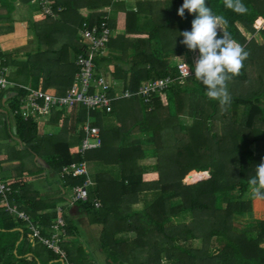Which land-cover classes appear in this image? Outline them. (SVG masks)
Listing matches in <instances>:
<instances>
[{
    "label": "trees",
    "instance_id": "trees-1",
    "mask_svg": "<svg viewBox=\"0 0 264 264\" xmlns=\"http://www.w3.org/2000/svg\"><path fill=\"white\" fill-rule=\"evenodd\" d=\"M15 1L0 0V12L11 13ZM46 1L52 14L43 13L45 19L41 25L32 22L39 40L46 32L48 37L63 29L70 34L81 29L83 21L99 24L103 7L124 13V28L117 34L116 21L106 20L113 31L106 48L108 53L94 60L97 74L107 72L111 81L119 82L123 88L134 92L143 81L167 75L176 77L174 58L177 56L185 55L192 66V51L181 43V32L191 30L195 14L185 10L184 18L178 15L184 0ZM242 2L248 8L245 14L226 8L224 0H206L215 15L226 19L224 30L249 53L239 74L227 81L230 103L224 107L207 97L200 81L187 76L183 85L177 80L164 92L153 94L148 102L135 95L117 99L109 112L87 110L82 105L53 109L45 122L58 128L53 135L40 133L34 117L26 120L19 114L13 117L14 126L8 130L7 137L15 139L20 148L34 156H41L57 174L62 165L71 161L85 160L102 169L93 173L90 166L93 185L88 199L73 204L68 201L66 206L84 211L89 222L99 226V245L111 262L264 264V219L252 215L248 185L256 165L264 159V29L261 26L264 0ZM80 7L90 10L87 17L77 14ZM8 20L0 18V21ZM256 34L261 41L255 38ZM61 48L44 56L54 57L63 66H72L69 88L77 70L75 59L82 52L80 38L78 43L68 41ZM42 55L36 53L32 60L41 61ZM10 59L0 49V64L9 66ZM55 75L51 72L45 84ZM7 78L13 77L7 75ZM6 91L10 96L7 110L11 113L26 90L13 87ZM181 116L188 117L190 123H182ZM87 117H92L90 123L100 128L102 142L81 156L76 148ZM111 117L115 118V124L106 122ZM10 149L14 151L12 156ZM21 153L9 143H0V154L4 155L3 161L0 159V173L5 168L17 167H5L2 163L20 162ZM148 157H154L155 162L142 165L140 161ZM19 166L24 164L20 162ZM154 171L158 174L156 179L144 178L145 173ZM205 171L209 172L207 179H204ZM11 178H2L12 189L7 200L24 210L31 222L40 226L42 235H49L54 220L63 217L65 235L59 245L66 256L60 257L38 241L27 222L11 215L0 203V264H45L39 257L41 254L47 260L58 262L59 259L62 264H83L82 248L72 249L71 242L66 240L74 228L64 215V208L58 211L56 200L38 199L36 192H31L29 175L22 176L20 171ZM59 178L64 192V183L70 188L81 184L85 176ZM183 178L203 180L187 184ZM95 198L101 203L98 208L93 204ZM139 201L141 206L135 207ZM39 209L48 211L39 213Z\"/></svg>",
    "mask_w": 264,
    "mask_h": 264
},
{
    "label": "built area",
    "instance_id": "built-area-1",
    "mask_svg": "<svg viewBox=\"0 0 264 264\" xmlns=\"http://www.w3.org/2000/svg\"><path fill=\"white\" fill-rule=\"evenodd\" d=\"M41 9L46 14H52L51 7L46 0H38ZM107 16H102V21L99 24H88V21H83L80 29L81 53L75 59L77 70L74 74V79L62 94L56 93L51 89H37L31 86H24L13 83L7 78V66L0 64V100L3 92L9 88L18 87L26 90L23 96L18 99V106L11 111V116L20 115L24 120L34 117L37 120L38 131L43 132V125L47 121L53 109H63L72 106L82 105L87 110H112L113 102L120 98H127L133 95L137 96L142 102L150 101L155 93H162L169 88L175 81L181 80L187 76H182L188 71L191 66L188 61H179L174 58V63L178 74L176 77L164 76L153 80L143 81L138 88L132 92L128 88H123L122 84L111 81L108 78L107 72L96 73L94 60L98 56L106 55V48L110 38L113 36L112 29L107 25ZM263 26V25H262ZM14 92V91H13ZM46 116V117H45ZM92 117H87L82 124L81 129L83 136L81 137L76 148L77 153L81 156L88 150L96 149L101 145L100 128L97 125H92ZM41 125V126H40ZM59 175L61 177H79L85 176L81 184H76L70 187L71 196L69 204L76 201H86L88 199L89 187L92 185V180L89 177V169L87 161L79 162L71 161L62 165ZM12 189L2 182L0 175V194L3 196L1 203L4 204L6 210L17 218L26 221L32 235L42 244L52 249L60 257L66 256L65 251L60 247L59 242L63 235L64 219L58 216L51 224V232L49 235H42L40 226L32 223L29 215L18 208L17 204L7 200V194ZM95 208L101 206L100 201L93 199ZM60 208H58V211ZM65 264H70L65 262Z\"/></svg>",
    "mask_w": 264,
    "mask_h": 264
},
{
    "label": "crops",
    "instance_id": "crops-1",
    "mask_svg": "<svg viewBox=\"0 0 264 264\" xmlns=\"http://www.w3.org/2000/svg\"><path fill=\"white\" fill-rule=\"evenodd\" d=\"M39 5V4H38ZM38 5L36 6H30L28 5L27 7L25 6L22 9H25L26 11L23 14H18L15 10L16 8L20 9L18 7V5H16L15 9L9 13V16L7 18H10V20L6 21H0V49L3 52H7L8 55L10 56V65L7 66V75H11V77H13L12 79H9L10 81H12L13 83H17L20 85H24V86H31L33 88H37V89H51L54 90L56 93H63L64 91H66V88H68V83H69V76H72V66H63V64H59L56 59L54 57H49L47 58V55L44 56V53H50V54H54L57 49L61 50L62 46H64V44H66L68 41L70 42H79V38L80 35H77V30L76 31H70V34H67V37H65V34H59L58 30L57 32H52V35L48 37V35H41V39H38V35L36 34V31L33 27L34 23H36L35 25H41L44 22L45 16L44 14L41 12L42 9L39 10ZM104 8L106 9V7H103L102 9V16H107V20H115L117 25H118V21L121 20V13H123L122 11H114V10H105L106 13H104L105 11ZM16 12V13H15ZM90 10L87 9L86 7H80L78 8L77 14L80 17H85V15L83 16V13H86L87 16L89 15ZM18 14V15H17ZM75 14H73L74 16ZM1 16V15H0ZM6 16V15H5ZM86 16V17H87ZM0 18H4L0 17ZM6 18V17H5ZM12 18V19H11ZM72 19V16H71ZM34 22V23H32ZM4 25V26H2ZM37 25V26H38ZM116 25V27H117ZM115 27V28H116ZM80 28V27H79ZM78 28V29H79ZM118 28H120L118 26ZM120 29H123L120 28ZM4 32V33H3ZM16 35H21V38H19ZM21 39V40H20ZM20 40V41H19ZM28 48L27 50H25V48ZM17 50H20L17 51ZM36 53H43L42 55V60L41 61H37V59H33L35 62L33 64H31L32 60V55H35ZM63 61V60H62ZM24 63L26 64V68L23 66ZM53 67V68H52ZM51 72H53V74L55 75V78H52L50 80V82H48L47 84H45V80L46 78L51 74ZM57 73H60V75H58ZM26 74V75H24ZM74 74V73H73ZM24 77V78H23ZM51 77V76H50ZM49 77V78H50ZM48 87H44L47 86ZM7 91L3 93L2 98L0 100V142L2 143H12L7 137V133L9 129H13V124H14V119L12 120L9 116V113H7L6 108H7V104L10 101V96H6V99L4 100L3 103V96L6 95ZM13 118V117H12ZM8 120H12V125H9V121ZM47 122V121H45ZM41 124L43 125V132L45 134L48 135H53L56 134L58 131V128H56L55 126H52L49 124V130L47 131L46 126L48 125L47 123ZM40 125V126H41ZM44 135V134H42ZM41 136V135H39ZM12 145H14L15 148H20V144L19 143H13ZM77 145V144H76ZM19 150V149H17ZM35 160L33 161V163L35 162L37 164L36 159L39 158L37 156H34ZM4 158L3 154H0V159L2 160ZM42 159V158H41ZM3 161V160H2ZM19 160H15L12 162H3L2 165L3 166H17L14 168H5V170L1 171L0 175L1 177L4 179H12V176H15L16 174H19L20 171L22 172V176H27L29 175L30 177V183H31V192H36L37 194V198L41 199L44 202H50L52 200H54L55 198H58V190H54L53 192L49 190H44V185H42L43 183L41 181H44V179L41 177L40 173H42L39 170H36V168L33 169L34 172H28V167L26 165H24L23 167L19 166ZM48 165V164H47ZM40 167H42L43 169L46 166H42L39 165ZM50 167V166H48ZM38 168V167H37ZM47 168V167H46ZM90 170V168H89ZM152 173V172H151ZM147 174H149L147 172ZM47 175V174H45ZM35 178L39 181V185L38 188L35 185H32V179ZM197 180V179H194ZM193 180V181H194ZM50 184V183H47ZM252 200V207H253V201L254 204L260 200V201H264V199L261 198H254L253 196L251 197ZM68 205V203H67ZM57 208H64V215H66L69 223L71 224L72 228H74V233L73 234H69V236L66 238L67 241L71 242V248L72 246H74V244H72V241H76L77 242V247L74 246L72 249H76V248H82L83 252H84V260H83V264H97L99 262V260L97 259V257L95 256V252L98 250L101 251L102 248L100 247V245H98V248L96 247L95 250L96 251H90L87 247L83 248L81 243H78L77 238L79 237L78 235V227L76 224L73 223L72 217L74 218V216L78 213V214H84L85 216H87L85 214L84 211L79 210L78 208L74 207V206H68V207H72L74 209V211L72 210V212H74L73 215H71V213L67 214L66 213V209L65 207H63L61 204H59V202L57 203ZM48 209H39V213H45L47 212ZM70 211V210H69ZM81 214V215H82ZM72 216V217H71ZM88 218V217H87ZM260 218H264V217H260ZM90 223V222H89ZM92 226H94V229H96V225L91 223ZM97 238V236H96ZM103 251V250H102ZM29 254V253H28ZM40 259L45 261V264H62L59 259L58 262L55 260H47L45 254H41L39 255ZM105 258L107 259L106 261L109 262V264H118V263H114L111 262L110 259L108 258V254L105 255ZM55 261V262H54Z\"/></svg>",
    "mask_w": 264,
    "mask_h": 264
},
{
    "label": "clouds",
    "instance_id": "clouds-1",
    "mask_svg": "<svg viewBox=\"0 0 264 264\" xmlns=\"http://www.w3.org/2000/svg\"><path fill=\"white\" fill-rule=\"evenodd\" d=\"M224 5L237 14L248 11L242 0H224ZM185 10L195 14V18L191 22V30L181 32V43L192 52L198 50L199 55L191 69L189 67L182 76L200 81L206 88L207 97L224 107L230 103L227 81L239 74L249 53L224 30L226 19L215 15L206 0H184L178 9L181 18L185 17ZM180 83L184 84L183 78ZM248 185L254 198L264 199V159L256 165L255 175L248 179Z\"/></svg>",
    "mask_w": 264,
    "mask_h": 264
},
{
    "label": "rangeland",
    "instance_id": "rangeland-1",
    "mask_svg": "<svg viewBox=\"0 0 264 264\" xmlns=\"http://www.w3.org/2000/svg\"><path fill=\"white\" fill-rule=\"evenodd\" d=\"M156 1H160V0H156ZM15 4L18 5V7L20 8V9L16 8L15 11L16 12L18 11L17 12L18 14H23L26 10L25 9H22V8H24L25 6L27 7L28 5H30V6H36L39 3H38V0H29L28 3H23L20 0H16L15 1ZM158 5H159V3H158ZM38 6L40 7V5H38ZM40 9H41V7L39 8V10ZM105 10H107V9H105ZM41 12L45 14V12L43 10ZM2 13L3 12H0V15H1L0 17H3L4 16V18L5 17L7 18L9 16V14H7V15L4 14L3 15ZM48 15H51V14H48ZM84 15H85V17L87 16L86 13H83V16ZM121 15H122L121 16L122 18H121V20L118 21L119 22L118 25L116 23L117 27L114 29V32L116 34L119 33L118 31L122 30L120 28H122V27L124 28L125 15H124V13H121ZM2 26H4V25H2ZM118 26L120 28H118ZM261 26L264 29V22H263V24H261ZM55 32H57V31H55ZM58 32H59V34H65L64 36L67 37V33H66V31L64 29L61 30V31H58ZM77 35L78 36L80 35V29L77 30ZM245 35H248V37H249V34H246L245 33ZM16 36H18L19 38H21V35L20 36L19 35H16ZM255 38L258 41H261V37H260L259 34H256L255 35ZM27 49L28 48L26 47L25 50H27ZM17 51L20 52V50H17ZM107 53H108V50H106V54ZM190 54H191V61H192V65H193L194 59L198 55H197V52H192ZM175 59L176 60H179V61H187L188 60L185 55L177 56V57H175ZM187 63H188L189 66H191L189 61ZM23 66L26 68V64L25 63H24ZM24 75H26V74H24ZM6 111L9 113L10 118L13 120V118H12V116L10 114V111L7 110V108H6ZM12 120H8L9 121V125L10 124L12 125V123H13ZM180 121L182 123H184V124H187V123L189 124L190 123V119L188 117H186V116H181L180 117ZM106 122L107 123L112 122V124H115V118L114 117H111L110 119H107ZM79 128H80V125H79ZM46 129H47V131L49 130V125L46 126ZM46 135H48V134H46ZM74 138H76V136H74ZM10 141L12 143H10L9 145L12 146V147L14 146L12 144L17 142L15 139H12ZM0 143H2V142H0ZM74 144H76V143H74ZM15 149H19V150L22 151V153L20 154V156L18 154L17 155H18V157L20 159V162H22L24 165H26L28 167V169H27L28 172L29 171L30 172H34L33 169L34 168L37 169V166H39V165H42V166H46L47 167V168L45 167L44 169L41 167V169H40L41 172H42V173H40V175L44 179V181H41L43 183L42 185H44V187H43L44 190H49L50 189V191L53 192L54 190L57 189L58 192H59V194H58L59 197L58 198H55L54 200H56V203L59 202V204H61L63 207H65L67 214L71 213V215H73L74 212H72V210L74 211V209L72 207H67L66 206L72 193H71V190H70L69 186H67L65 183L63 184L64 185V187H63L64 188L63 189L64 192L61 190L60 187H61V183H63V181H62V179L59 178L60 175L57 174L52 168L48 167L47 161L44 160L43 158L41 159V156L36 159V161H37V164H36L35 162L33 163V161L35 160V157H34L33 154L29 153L27 150L22 149V148H15ZM13 152L14 151H12L10 149V152L9 153H11V156H12V153ZM6 162H8V161H6ZM153 162H155V158L154 157H148V158H145V159H143V160L140 161V163L142 165L152 164ZM87 165H88V169L91 166V170H92L93 173H95L96 171L102 170L100 167H97L96 165H93L90 162H88ZM6 167H8V166H6ZM148 173L149 174L145 173V175H144V178L146 180L156 179L157 176H158L157 172H155V171L152 172V173L151 172H148ZM45 174H47V175H45ZM16 175L18 176V174H16ZM208 177H209V175H206L204 177V179H207ZM57 179H58V181H57ZM188 179L189 178H187V179L184 180V178H183V182H185L187 184H191V183H195V182H197L199 180H203L202 178L197 179V180H194V181H192L190 179L188 180ZM47 183H50V184H47ZM32 185H35L38 188L39 181L37 179L33 178L32 179ZM92 185H93V183H92ZM88 189L90 190L91 189V186ZM2 200H3V196H1L0 203L2 202ZM141 202L142 201H139V203H137L135 205V207H140L141 206ZM81 214H78L77 213L74 216V218L71 216L72 217V220H73V223L76 224L77 227H78V232H79L78 235H79V237L77 238V241H78V243H81L82 244V247L83 248L87 247L90 251L91 250L92 251H96L95 248L96 247L98 248L99 240H100L99 239V226L96 225L97 228L94 229V226H92L91 223H89V220H88L87 216H85L84 214H82V215ZM252 215H253L254 218L264 219V218H260V217H264V201L262 202V201L258 200L255 204H254V201H253ZM96 236H97V238H96ZM72 242H73L74 246H76V247L78 246L76 241H72ZM74 246H72V248ZM106 254L107 253L104 252V251H102V250L99 251V252L97 250L95 252V256L99 260V262L97 264H109V262H107L106 261L107 259L105 258V255Z\"/></svg>",
    "mask_w": 264,
    "mask_h": 264
},
{
    "label": "water",
    "instance_id": "water-1",
    "mask_svg": "<svg viewBox=\"0 0 264 264\" xmlns=\"http://www.w3.org/2000/svg\"><path fill=\"white\" fill-rule=\"evenodd\" d=\"M108 78H110V74H108ZM6 96H7V95H4V96H3V100H2L3 103H4V100L6 99ZM205 172H206L207 175H209V172H208V171H205Z\"/></svg>",
    "mask_w": 264,
    "mask_h": 264
}]
</instances>
